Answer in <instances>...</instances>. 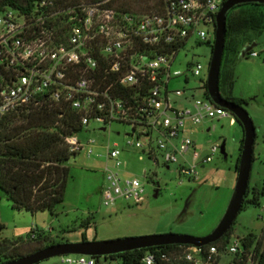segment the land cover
<instances>
[{"label":"built area","instance_id":"1","mask_svg":"<svg viewBox=\"0 0 264 264\" xmlns=\"http://www.w3.org/2000/svg\"><path fill=\"white\" fill-rule=\"evenodd\" d=\"M225 1L164 0L163 12L143 16L109 8L108 0L56 13L44 11L51 4L49 0L34 2L26 11L6 8L0 13V121L31 107L70 109L79 117L80 131L67 137L66 144L74 156L85 152L89 158L101 155L94 149L96 141L86 137L84 130L88 131L93 121L103 124L101 131L121 123L132 128L128 146L142 150L157 165L159 156L166 166L182 158L180 176L198 180L196 155L193 162L187 158L195 146L188 126L233 114L205 97L207 80L202 79L205 67L201 63L190 62L185 73L173 72L172 66L191 38L210 41ZM58 15L68 16L70 27L63 35L58 29H65L64 24L56 26L53 20ZM251 55L257 56L255 52ZM183 75L186 83H190V76L201 79L193 90H200L203 96L193 95L191 107H178L172 99L186 96V90H170V82ZM122 88L131 91L130 96ZM234 120L231 118L232 123ZM154 132L159 134L156 142L151 141ZM142 136L149 138L146 145L140 141ZM219 148L213 146L203 163L211 162ZM106 150L104 205L120 200L141 204L145 185L137 178H123L126 163L117 143L108 144ZM233 239L232 235L224 250L214 245L186 248L181 258L190 264H229L228 258L247 251L242 238ZM154 259L150 254L144 262L153 264ZM62 263L96 261L67 255L62 256ZM248 264L256 263L250 257Z\"/></svg>","mask_w":264,"mask_h":264},{"label":"rangeland","instance_id":"2","mask_svg":"<svg viewBox=\"0 0 264 264\" xmlns=\"http://www.w3.org/2000/svg\"><path fill=\"white\" fill-rule=\"evenodd\" d=\"M214 40L215 35H212V46ZM226 47L220 72L221 94L244 99L243 107L256 129L249 180L252 188L261 186L264 181V7L243 5L230 11ZM251 47L256 57L247 54ZM211 56V45L193 37L178 54L172 71L185 73L190 62H199L205 67L202 79L207 80ZM200 84V78L191 76L190 83H186L184 75L170 82L171 91L186 90V96L182 98L172 96L178 107H191L193 95L195 98L203 96L200 90H193ZM231 118L235 119L234 116ZM231 118L205 120L201 125L188 126L195 146L187 158L193 162L196 155L199 171L196 181L180 176L178 168L183 162L182 158L180 162L166 166L159 156L157 165L142 150L128 146L126 142L132 132L130 126L115 122L106 131H101L103 124L93 121L88 131H84L86 137L96 141L94 149L101 157L89 158L82 152L70 159L67 164L70 179L65 199L55 215L14 210L0 191V225L3 226L0 229V242L30 243L32 235L39 237L43 233L55 244L170 233L203 237L212 233L229 205L237 179L236 165L244 132L236 120L231 122ZM158 136L154 132L151 141L156 142ZM140 141L146 145L149 138L142 136ZM114 143L119 145L121 158L126 163L122 169L123 178H137L145 185L144 200L139 205H130L123 200L109 207L103 203L106 147ZM216 145H220V148L212 156V161L203 163L207 156H211V148ZM234 229V239L249 234L262 235L264 197L257 206H245L237 217ZM231 258L226 260L227 263ZM101 263L109 264L104 260ZM39 264L64 263L62 256H58Z\"/></svg>","mask_w":264,"mask_h":264},{"label":"trees","instance_id":"3","mask_svg":"<svg viewBox=\"0 0 264 264\" xmlns=\"http://www.w3.org/2000/svg\"><path fill=\"white\" fill-rule=\"evenodd\" d=\"M37 1L39 0H0V13L8 7L22 11L30 10ZM49 1L51 4L44 8L46 13L65 12L70 9L78 11V6L82 4H93L105 0ZM107 6L121 13L143 16L163 12L164 0H108ZM53 20L56 26L64 24L65 29H58V34H65L70 27L68 16L58 15ZM61 20L62 23H60ZM215 30L214 24L213 35ZM207 43L213 49L211 42ZM226 48L225 46V50ZM252 52L249 50L247 54L251 55ZM121 90L130 96L131 91L123 88ZM203 90L205 97L209 98L206 82H204ZM223 97L240 106L245 104L242 98ZM234 118L238 122L235 116ZM78 122L79 117L70 109L61 111L56 106L49 105L31 107L10 114L0 121V191L5 194L14 210H25L32 214L49 212L55 215L57 208L65 199L67 183L70 179V167L67 164L74 157L66 144V138L79 133ZM242 143L243 138L240 149ZM239 162L240 156L236 166ZM263 197L264 181L261 186L252 188L249 186L243 209L246 205H259ZM234 226L235 224L224 238L209 246L214 245L224 250L235 232ZM2 228L3 226L0 225V229ZM242 240L244 241L243 250L247 251L231 256L229 264H248L250 257L256 264H264V230L260 236L249 234L242 237ZM53 244L55 242L44 233L31 239L30 243L3 240L0 242V264L33 254ZM189 247L192 246H158L107 257H94V259L96 264H102L101 260L109 264H146L145 257L153 254L155 258L153 264H190L181 258L183 251ZM162 255H166L167 259H164Z\"/></svg>","mask_w":264,"mask_h":264},{"label":"water","instance_id":"4","mask_svg":"<svg viewBox=\"0 0 264 264\" xmlns=\"http://www.w3.org/2000/svg\"><path fill=\"white\" fill-rule=\"evenodd\" d=\"M263 5L264 0H226L216 16L215 40L207 72L209 98L220 107L230 111L243 128L244 136L240 162L236 167L237 179L229 205L212 233L203 237L182 234H161L143 237L120 238L108 241L64 242L50 245L33 254L1 264H39L53 257L82 255L87 257H107L158 246L187 245L197 248L216 243L228 234L243 209L249 188V180L254 160L256 129L247 110L234 102L226 100L220 91V72L226 46L227 17L231 10L243 5ZM252 50V47L249 48ZM224 146H222V149Z\"/></svg>","mask_w":264,"mask_h":264},{"label":"crops","instance_id":"5","mask_svg":"<svg viewBox=\"0 0 264 264\" xmlns=\"http://www.w3.org/2000/svg\"><path fill=\"white\" fill-rule=\"evenodd\" d=\"M208 131H209V129H208ZM192 133V132H191ZM127 204H130V203H127ZM130 205H132V204H130Z\"/></svg>","mask_w":264,"mask_h":264}]
</instances>
